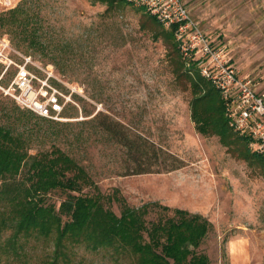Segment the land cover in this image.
<instances>
[{"label": "rangeland", "instance_id": "rangeland-1", "mask_svg": "<svg viewBox=\"0 0 264 264\" xmlns=\"http://www.w3.org/2000/svg\"><path fill=\"white\" fill-rule=\"evenodd\" d=\"M184 1L202 30L224 43L238 72L264 91V0ZM17 4L28 14L26 30L22 10L10 14ZM135 7L0 0V35L52 64L77 90L59 119L38 116L0 90V125L24 138L29 155L59 147L74 157L93 181L81 192L97 186L116 214L123 203L154 201L202 214L210 227L195 251L209 264H264V172L251 154L256 150L248 141L232 138L224 145L218 135L195 129L192 93L172 73L168 44L154 37ZM110 120L120 123L124 143L101 130L99 122ZM173 164L178 167L169 170ZM66 196L53 189L47 201L58 206ZM160 214L172 211L153 206L146 218ZM84 253L90 264H112L101 253Z\"/></svg>", "mask_w": 264, "mask_h": 264}, {"label": "trees", "instance_id": "trees-1", "mask_svg": "<svg viewBox=\"0 0 264 264\" xmlns=\"http://www.w3.org/2000/svg\"><path fill=\"white\" fill-rule=\"evenodd\" d=\"M95 1L107 8L134 7L126 0ZM135 10L146 16L154 37L168 44L172 73L192 93L190 117L195 129L218 135L224 145L232 138L246 145L248 139L228 125L219 91L194 64L185 65L174 25L165 28L143 7ZM10 11L11 15L21 11L19 21L26 30L28 14L19 4ZM99 126L124 143L126 136L118 121H101ZM251 154L259 159L264 172V154ZM24 165L25 175L20 177ZM176 167L173 164L169 170ZM140 171L148 170H136ZM92 183L85 167L59 147L29 155L24 138L0 125V264H90L84 252L101 253L112 264H209L205 253L195 251L210 227L205 216L156 201L136 207L123 203L116 214L104 205L105 196L97 186L94 193L81 192ZM53 189L67 194L58 206L47 201V193ZM74 191L77 193L72 194ZM153 206L172 214L147 220Z\"/></svg>", "mask_w": 264, "mask_h": 264}, {"label": "built area", "instance_id": "built-area-1", "mask_svg": "<svg viewBox=\"0 0 264 264\" xmlns=\"http://www.w3.org/2000/svg\"><path fill=\"white\" fill-rule=\"evenodd\" d=\"M126 1L143 7L165 28L174 25L173 34L186 65L194 64L219 91L231 129L245 136L257 153L264 154V92L238 72L224 43L202 30L184 0ZM0 90L18 106L52 119L62 118L65 105L75 102L77 91L64 82L52 64L21 52L4 35H0Z\"/></svg>", "mask_w": 264, "mask_h": 264}, {"label": "crops", "instance_id": "crops-1", "mask_svg": "<svg viewBox=\"0 0 264 264\" xmlns=\"http://www.w3.org/2000/svg\"><path fill=\"white\" fill-rule=\"evenodd\" d=\"M245 76H247V75H245ZM248 77H249V76H248ZM258 90H259L260 92H264V91L260 90V88H258Z\"/></svg>", "mask_w": 264, "mask_h": 264}]
</instances>
